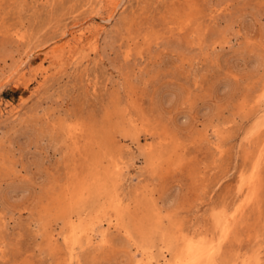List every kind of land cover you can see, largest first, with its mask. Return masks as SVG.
Instances as JSON below:
<instances>
[{
	"label": "rangeland",
	"instance_id": "rangeland-1",
	"mask_svg": "<svg viewBox=\"0 0 264 264\" xmlns=\"http://www.w3.org/2000/svg\"><path fill=\"white\" fill-rule=\"evenodd\" d=\"M263 108L264 0H0V264H264Z\"/></svg>",
	"mask_w": 264,
	"mask_h": 264
},
{
	"label": "bare ground",
	"instance_id": "bare-ground-1",
	"mask_svg": "<svg viewBox=\"0 0 264 264\" xmlns=\"http://www.w3.org/2000/svg\"><path fill=\"white\" fill-rule=\"evenodd\" d=\"M110 19V18H109ZM78 34V33H77ZM55 42V41H54ZM38 50H41V49H38ZM36 51V50H35ZM33 54V53H32ZM31 54V55H32ZM30 57V56H29ZM19 66H21V65H19ZM22 68V67H21ZM18 70V69H17ZM264 109V108H263ZM237 214V213H236ZM204 246V245H203ZM181 250V249H180ZM180 250H179V252H180ZM186 251V250H185ZM206 250L205 249H203L202 250V248H197V249H195V251H194V254L193 255H191L190 257H189V259L186 261V259L184 260L185 261V263H187L189 260H192L193 258H195V257H199V256H201L204 252H205ZM186 257V256H185ZM179 264H181V263H179Z\"/></svg>",
	"mask_w": 264,
	"mask_h": 264
}]
</instances>
